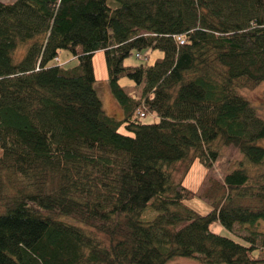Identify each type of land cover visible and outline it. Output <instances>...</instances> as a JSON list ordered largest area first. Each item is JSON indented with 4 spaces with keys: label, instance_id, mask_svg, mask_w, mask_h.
Here are the masks:
<instances>
[{
    "label": "trees",
    "instance_id": "16d2710c",
    "mask_svg": "<svg viewBox=\"0 0 264 264\" xmlns=\"http://www.w3.org/2000/svg\"><path fill=\"white\" fill-rule=\"evenodd\" d=\"M262 82L264 0H0V264H264V117L241 91ZM224 146L245 160L203 215L184 177Z\"/></svg>",
    "mask_w": 264,
    "mask_h": 264
},
{
    "label": "rangeland",
    "instance_id": "374dc122",
    "mask_svg": "<svg viewBox=\"0 0 264 264\" xmlns=\"http://www.w3.org/2000/svg\"><path fill=\"white\" fill-rule=\"evenodd\" d=\"M5 2H12L15 0H3ZM27 49V44H21L15 52V57L18 61L22 59ZM163 53L159 50H154L150 57V61H154L158 56H162ZM60 63H64L66 66H74L78 63L77 58L73 57L69 51L62 50L58 58ZM143 60L137 59L136 56L126 60L127 64H139ZM95 70L98 81L94 84V87L103 101L105 110L112 116L121 119L120 117V106H117V101L112 94L110 89L109 81L107 80V65L105 61V55L103 52L96 53L94 57ZM121 83L128 85L127 88L134 85V82L128 78H122ZM242 94L245 95L254 105L260 116L264 117V82L257 85L255 88H242ZM115 106V108L113 107ZM119 105V104H118ZM111 110V111H110ZM155 118L147 116L143 120L145 122H152ZM124 131V129H122ZM264 143V141H263ZM233 146H224L220 150V156L215 162L213 168H208L202 164L199 160H196L192 165L191 169L187 172L184 177V185L195 191L196 195L186 199L184 206L197 211L200 214L207 215L213 209V202L219 198L222 194V181L227 172L237 167L241 161L245 160L244 155L237 149L232 148ZM185 168L184 163H178L173 170L175 177L179 180L182 176ZM149 206L147 208V215H144V219L151 218L156 214V211L151 210ZM0 211L2 207L0 206ZM258 229L264 232V220H261ZM212 230L221 233L226 236H234V233L230 232L226 227L218 222L212 225ZM247 231L242 230L241 233L245 234ZM166 264H211L203 262L197 258L192 257H176Z\"/></svg>",
    "mask_w": 264,
    "mask_h": 264
}]
</instances>
